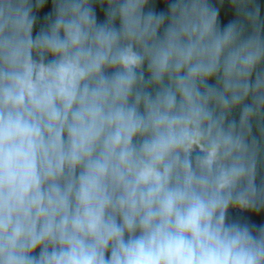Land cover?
<instances>
[{"label":"clouds","instance_id":"clouds-1","mask_svg":"<svg viewBox=\"0 0 264 264\" xmlns=\"http://www.w3.org/2000/svg\"><path fill=\"white\" fill-rule=\"evenodd\" d=\"M0 264H264V0H0Z\"/></svg>","mask_w":264,"mask_h":264}]
</instances>
